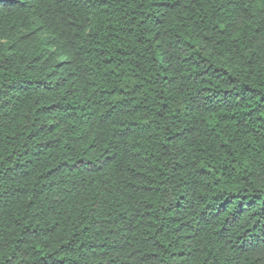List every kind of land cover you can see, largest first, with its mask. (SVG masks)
Listing matches in <instances>:
<instances>
[{"label": "trees", "instance_id": "1", "mask_svg": "<svg viewBox=\"0 0 264 264\" xmlns=\"http://www.w3.org/2000/svg\"><path fill=\"white\" fill-rule=\"evenodd\" d=\"M0 264H264V0H0Z\"/></svg>", "mask_w": 264, "mask_h": 264}]
</instances>
